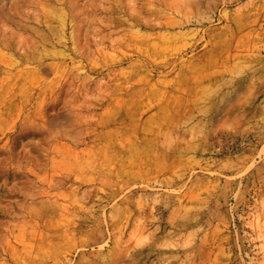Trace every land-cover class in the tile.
<instances>
[{
	"label": "rangeland",
	"instance_id": "rangeland-1",
	"mask_svg": "<svg viewBox=\"0 0 264 264\" xmlns=\"http://www.w3.org/2000/svg\"><path fill=\"white\" fill-rule=\"evenodd\" d=\"M0 264H264V0H0Z\"/></svg>",
	"mask_w": 264,
	"mask_h": 264
}]
</instances>
